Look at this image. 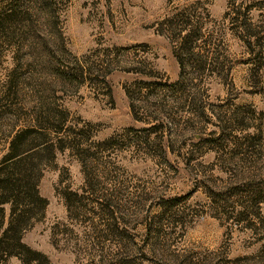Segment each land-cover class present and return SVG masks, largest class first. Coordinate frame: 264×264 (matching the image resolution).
I'll list each match as a JSON object with an SVG mask.
<instances>
[{
  "label": "rangeland",
  "instance_id": "374dc122",
  "mask_svg": "<svg viewBox=\"0 0 264 264\" xmlns=\"http://www.w3.org/2000/svg\"><path fill=\"white\" fill-rule=\"evenodd\" d=\"M183 11L223 70L161 95L168 123L152 129L134 121L125 91L178 81L158 30ZM240 24L264 46V0H0V157L46 112L89 133L79 156L64 149L43 167L46 206L24 245L47 264H264V203L251 202L264 200V52L247 54ZM68 193L83 199L70 212Z\"/></svg>",
  "mask_w": 264,
  "mask_h": 264
},
{
  "label": "trees",
  "instance_id": "16d2710c",
  "mask_svg": "<svg viewBox=\"0 0 264 264\" xmlns=\"http://www.w3.org/2000/svg\"><path fill=\"white\" fill-rule=\"evenodd\" d=\"M16 9L10 10L6 14L7 17L16 14ZM159 27L158 33L169 41L172 55L178 64V81L169 84L151 76L148 78L157 81L139 82L136 84V91L132 93L125 91L134 121L145 125L157 123L158 125H153L152 129L168 123L161 114L160 108L165 105L164 100L160 99L161 95H166L169 99L174 98L191 87V79H195L194 74L208 71L212 76L214 74L217 76L223 70L215 58L216 51L212 49L211 37H208V51L201 53L198 49L203 36L197 18L193 19L192 15L186 16L183 11L164 19ZM235 30L237 32L235 36L243 43L247 54L259 59L261 52H264V46L258 40V34L245 24L236 26ZM142 90L145 91V95H141ZM48 113H45L47 116L43 119L31 117V125L22 129L8 142L6 153L0 157V263L16 258L21 264H47L44 257L22 243V236L42 217L46 206V201L39 196L37 190L42 169L53 159L56 152H63L64 149L74 151L79 156L78 148L81 143L78 140L89 139L88 132L72 133L74 130L65 127L69 121L64 111L57 110L55 115L51 116ZM67 132L73 137L67 139ZM82 133L84 136L86 133L87 137L82 136ZM221 139H225L224 130ZM67 141L69 145L65 144ZM111 142L113 141L96 145L105 147ZM255 143L254 139L246 142V150L251 149L248 153L253 154L254 150L259 148ZM87 186L91 188V183H87ZM63 198L68 212L71 207L75 208L83 200L74 193L64 194ZM251 202L258 209L264 200L260 196H254ZM101 206L100 212L114 220L111 206Z\"/></svg>",
  "mask_w": 264,
  "mask_h": 264
}]
</instances>
